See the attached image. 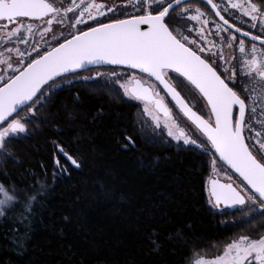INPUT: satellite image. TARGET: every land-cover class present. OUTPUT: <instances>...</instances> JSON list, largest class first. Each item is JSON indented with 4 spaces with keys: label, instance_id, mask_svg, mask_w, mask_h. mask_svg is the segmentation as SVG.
I'll list each match as a JSON object with an SVG mask.
<instances>
[{
    "label": "trees",
    "instance_id": "trees-1",
    "mask_svg": "<svg viewBox=\"0 0 264 264\" xmlns=\"http://www.w3.org/2000/svg\"><path fill=\"white\" fill-rule=\"evenodd\" d=\"M87 71L46 87L27 130L4 146L0 185L13 201L3 207L18 203L0 215V264H191L264 224L243 209L214 210L213 153L144 134L138 101L73 78ZM177 77L170 82L206 114Z\"/></svg>",
    "mask_w": 264,
    "mask_h": 264
},
{
    "label": "snow or ice",
    "instance_id": "snow-or-ice-1",
    "mask_svg": "<svg viewBox=\"0 0 264 264\" xmlns=\"http://www.w3.org/2000/svg\"><path fill=\"white\" fill-rule=\"evenodd\" d=\"M206 3L222 22L215 24L219 30L216 35L228 33L229 28L234 30L224 38V43L234 50L238 49L243 58L237 59L239 70L221 52H212L214 44H205L203 25L209 24V20L203 18L205 13L198 7L194 14L191 6L182 8V0H124L123 6L109 4L106 0H81L80 3L71 0L67 6L63 0H0V33L7 41L16 38L17 43H27L25 34L34 35V29L43 33L41 40L44 35L52 33V43L45 41L46 47L37 44L30 52L9 49L19 57L15 66L11 57L0 61L4 65L0 68V148L5 146L12 134L27 130L25 121H30L33 118L30 114L42 104L45 88L51 91L56 87L57 77L75 72L85 65L108 63L127 66L130 70L146 74L149 81L154 79L162 85L183 115L195 126L203 142L198 143V138L189 135L186 128L175 121L165 123L169 137L177 141L183 138L185 144L197 145L206 153L212 152L214 173L227 165L234 170V174H238L236 180L239 183L227 171L223 174L228 182L212 179L210 202L214 200L217 206L223 202L230 206L252 207L255 211L250 214L249 220L258 215L264 216V134L253 127L255 109L250 110L248 105V93L255 92L257 87L260 89L258 95L264 96V31L259 35L244 31L235 23L230 24L213 0H206ZM228 5L249 17L250 21L259 22L264 29V0L260 3L255 0H228ZM128 8L135 14H129ZM106 13L114 15L107 16ZM117 14L122 18H114ZM98 17H104L107 22ZM65 20L75 31L67 36L61 32L57 36L53 31L54 25H63ZM191 21L201 25L197 29L200 39L193 38L191 30L185 34L184 29ZM77 25L83 28H77ZM252 27H257V23H252ZM237 33L241 35L240 39H237ZM246 37H250V41L246 42ZM206 52L211 55L206 57ZM221 60L227 65L222 72L218 71L222 67ZM173 74H178L177 78L182 77L199 93L208 108L206 114L194 110L170 83ZM242 81L249 82L247 90ZM129 83L134 85L131 89L127 87ZM121 87L136 99L153 102L163 113L165 121L171 117V109L164 103L163 97L157 98L158 93L151 83L146 84L135 71ZM153 119L159 126V119L155 116ZM63 154L78 166L76 159ZM218 161L222 162L219 169ZM0 191L4 193V199L0 200L2 215L12 211L18 201L4 208L13 201V197L2 187ZM261 229H264V224L253 229V233H259ZM195 264H264V235H241L227 243L221 254L211 259L201 256Z\"/></svg>",
    "mask_w": 264,
    "mask_h": 264
},
{
    "label": "flooded vegetation",
    "instance_id": "flooded-vegetation-1",
    "mask_svg": "<svg viewBox=\"0 0 264 264\" xmlns=\"http://www.w3.org/2000/svg\"><path fill=\"white\" fill-rule=\"evenodd\" d=\"M71 2V0H63V3L65 6L69 5ZM77 3H80L81 0H76ZM85 2H89V0H85ZM97 2H100V0H97ZM106 2H108L109 4H117L118 6H123L124 4V0H106ZM214 3L219 5L221 14L225 16L226 19H229L230 24L235 23L237 25V27L242 28L244 31H251L254 35H259L261 33V31H264V29H262L260 27V23L259 22H252L250 21L249 17L243 16L238 10L236 9H231L228 5V0H213ZM255 2L260 3L261 0H255ZM185 6H191V10H192V14H194L195 9L198 7L200 8V10L205 13V16L203 17L204 19H208L209 20V24L207 25H203L204 29H205V33L206 36L204 38V42L205 44H209L212 43L215 45V47L212 48V52H218L220 51V49L226 50L229 49L231 47H228L227 44L224 43V38L232 31H234L233 29L229 28V32L228 33H219V35H216V33L219 32V30L215 27L216 23H222L219 20V17L215 16V10L211 9L210 5H207L206 0H183L181 7H185ZM225 8H228L227 11H224ZM179 11V9L177 10ZM127 12L129 14H135L134 11L131 8L127 9ZM69 18H71L72 14L69 13ZM107 16H113V13H106ZM114 18H122L120 17L118 14L114 16ZM86 19V18H85ZM98 19L107 22V20L104 17H98ZM185 19H187V16L185 17ZM89 24H91V21H87ZM181 23H183V21H181ZM252 23H257V27L253 28L252 27ZM200 24H198L196 21H191L188 23L187 29H184L185 34H188V30H191V36L193 38H197L200 39V37H198L197 35V29L200 28ZM41 27H43V25H41ZM77 28H83L82 25H77ZM53 31L55 32V34L57 36H59V34L61 32L64 33L65 36H67L69 34V32H74V29L69 28L68 26V21L65 20V23L63 25H54ZM43 35V33L36 31L34 29V35L32 36H28L27 34H25L24 39L27 40V43H17L16 42V38H13L10 42L7 41L6 39L3 38V34L0 33V61L6 60L9 57H11L12 62L14 63L15 66V61L17 59H19V57L17 56L15 51L9 52V49H16L19 48L21 52L27 50V51H31L32 47H35L37 44L40 45V47H46L45 41L48 44L52 43V33H48L47 35L43 36V40H41V36ZM237 35V39L241 38V35H239L238 33ZM246 42L250 41L249 38H245ZM258 46L259 43L256 42ZM217 45H219V48L217 47ZM233 49V48H231ZM234 50V49H233ZM223 54V53H222ZM204 55L207 57L209 55H211V53L206 52L204 53ZM223 56L225 57V59H227L229 61L230 64H236L237 66V70L240 69V65L237 64V59H243L240 57V54L237 50H234L232 54H230V56L223 54ZM213 60H216V57H213ZM219 63L221 64V68L218 69V71H223V68L227 65H224V61L221 60L219 61ZM4 65L2 63H0V68H3ZM110 69L113 70H117L120 71L121 73H123L125 75L126 78H128L129 76L132 75V72L135 71L136 75L139 76L141 78L142 81H144L146 84L147 83H151L153 89L155 92L158 93L157 98H161L163 97L164 99V103L167 105L168 108L171 109V114H174V111H178L176 109V107L174 106V104L172 103V101L169 99V97L167 96V94L165 93V91L160 87V85L154 81V79H152L151 81L148 80L146 74H141L140 72L136 71V70H130V69H124V68H111ZM98 69H106V68H98ZM10 71V70H9ZM224 75H227V73H224ZM241 75H243V72H241ZM68 79V76L66 77H62L60 79L57 80V82H62L63 80ZM242 83L245 86V89L247 90L250 87V84L248 81H242ZM133 86V84L129 85V89ZM260 92V89L257 87L255 92H249L248 96V105L250 110L252 109V105H250V102L252 101L253 98H256V103H257V117H258V129L259 131H261L262 134H264V96H260L258 95V93ZM132 97L134 99L135 96L132 95ZM138 102H147L144 101L142 99H136ZM148 104H151L154 107V103L153 102H147ZM156 110V109H155ZM157 111V110H156ZM21 115H23L21 113ZM177 119V122L181 125H183V127L186 128V130L188 131L189 135H193L194 138H198L201 139L202 137H200V133L198 131L195 130V128L185 119H180V117H178L177 115L174 116ZM22 133V132H20ZM20 133H16V134H12L9 138H13V137H17ZM8 138V139H9ZM4 147L0 148V157L4 154ZM219 164H221V162L218 161ZM217 168H220V165L217 166ZM227 171L229 175L233 176V179L236 183H239L238 180H236V175L234 173H232L226 166H223V169L220 171V173H223ZM213 176H217L219 180L224 181V182H228L225 176H220L219 173H214L212 171V175L209 178V188H210V179ZM212 199V198H211ZM214 203V201H212ZM251 203V202H249ZM215 204V203H214ZM216 207V211L219 212H224V211H236L239 209H243L246 210V214L247 213H252L253 211H255L254 208L252 207H247L244 205H235V206H224L223 202H221V204L219 206L215 205ZM253 235V237H255L256 235H264L263 234H258V233H248V234H244V235ZM241 236V235H240ZM239 236L235 237L234 239H238ZM222 249L218 250L217 252H215L213 255H206L209 256L211 258H213L214 256H216L217 254H221L222 253ZM197 255V254H196ZM203 255V254H202ZM205 257V256H204ZM193 261V260H192Z\"/></svg>",
    "mask_w": 264,
    "mask_h": 264
},
{
    "label": "rangeland",
    "instance_id": "rangeland-1",
    "mask_svg": "<svg viewBox=\"0 0 264 264\" xmlns=\"http://www.w3.org/2000/svg\"><path fill=\"white\" fill-rule=\"evenodd\" d=\"M217 47L219 48V45H217ZM233 49L229 48L226 50L220 49L219 52L230 56V54L233 53ZM97 73H99L100 75H97ZM113 73H116V75H113ZM65 77V76H64ZM73 78L76 79H93V80H98L101 81L103 83H106L112 87L117 88L122 95L125 98L128 99H134L132 97V95H129L125 92L124 87H121L122 84H125V82L128 80V78L125 77V75L123 73H121L120 71L117 70H113L110 68H106V69H94L92 71H87L84 74H77L76 76H74ZM119 81V82H118ZM131 83L127 84V87H129ZM136 100V99H134ZM137 101V100H136ZM140 105V109H139V114H138V124H139V128L140 130L149 136L152 137H156V138H166V139H170L172 141H174L175 143H182L183 145H193V144H185L183 142V138H181V140L177 141L174 137H169L167 135V129L165 128V123L167 122L168 124H172L173 121L177 122V119L174 117L175 115H177L178 117H180V119L185 120V118L178 112V111H174V114H171V117L165 121V118L163 117L162 114H160L158 111H156L153 106L151 104H148L147 102H138ZM250 105H252V109H255V116L253 119V127L258 129V117H257V103H256V98H253L252 101L250 102ZM147 107V111H145V108ZM157 117L159 119V126H157L156 120L153 119V117ZM179 124V123H178ZM181 127H183V125L179 124ZM220 165L219 163H217V166ZM212 171H213V165H212ZM220 174V176H224L223 173H220V171L218 172ZM212 173L210 174L211 177ZM209 177V178H210ZM234 180V179H233ZM0 187H2L4 190L7 191V189L5 187H3L2 185H0ZM2 196V197H1ZM4 199V193L2 191H0V200ZM211 197H209V203L211 205V207L216 210L215 204L213 202H210ZM248 215L250 213H247ZM235 240V239H232ZM231 240V241H232ZM230 241V242H231ZM224 248H222L223 250ZM201 256H205V259H211V257L206 256V255H202V254H197L194 256L193 261L191 264H195V261L200 258Z\"/></svg>",
    "mask_w": 264,
    "mask_h": 264
},
{
    "label": "water",
    "instance_id": "water-1",
    "mask_svg": "<svg viewBox=\"0 0 264 264\" xmlns=\"http://www.w3.org/2000/svg\"><path fill=\"white\" fill-rule=\"evenodd\" d=\"M183 1V0H182ZM239 34V33H238ZM240 35V34H239ZM247 38H249V39H251L250 37H247ZM259 43V42H258ZM108 67H115V68H124V69H128L127 68V66H121V65H112V64H108V63H104V64H100V65H85L84 66V68H82V69H77V70H75V72H72V73H67V74H63V76L62 77H64V76H68V75H71V74H76V73H79V72H84V71H86V70H89V69H93V68H108ZM136 71H138L139 72V70H136ZM178 75V74H177ZM62 77H57L56 78V80H58L59 78H62ZM182 78V77H181ZM51 83V82H50ZM158 83V82H157ZM171 83V82H170ZM159 84V83H158ZM160 85V84H159ZM174 85V84H173ZM134 86V85H133ZM132 86V87H133ZM160 87L163 89V86L162 85H160ZM131 89V88H130ZM164 90V89H163ZM178 90V89H177ZM165 91V90H164ZM179 91V90H178ZM165 93H166V91H165ZM167 94V93H166ZM182 95V94H181ZM134 96V95H133ZM167 96L169 97V99L172 101V103L174 104V106L176 107V109L179 111V113L192 125V123H191V121H189L188 119H187V117L186 116H184L183 115V113L180 111V109H179V107L177 106V105H175V102L172 100V98H171V96L170 95H168L167 94ZM183 96V95H182ZM184 97V96H183ZM185 98V97H184ZM186 100V99H185ZM187 101V100H186ZM188 102V101H187ZM188 104H189V102H188ZM190 105V104H189ZM191 106V105H190ZM154 107H155V109L160 113V114H162L163 115V113H161L157 108H156V106H155V104H154ZM194 110H196L195 108H194ZM197 111V110H196ZM197 112H199V111H197ZM200 113V112H199ZM201 114V113H200ZM194 128H195V126L194 125H192ZM222 163V162H221ZM224 166H226L232 173H234V170H231L227 165H224ZM236 176L238 175V174H235ZM212 179H218V177L217 176H213L211 179H210V181L212 180ZM221 181V180H220ZM221 182H224V181H221ZM226 183V182H225ZM210 194V193H209ZM214 201V200H213ZM224 206H229V205H225L224 204Z\"/></svg>",
    "mask_w": 264,
    "mask_h": 264
}]
</instances>
